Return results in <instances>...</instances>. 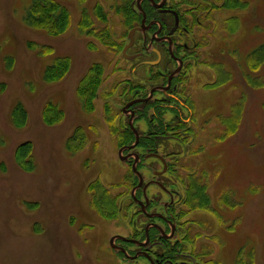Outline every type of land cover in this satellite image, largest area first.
<instances>
[{"label": "rangeland", "instance_id": "1", "mask_svg": "<svg viewBox=\"0 0 264 264\" xmlns=\"http://www.w3.org/2000/svg\"><path fill=\"white\" fill-rule=\"evenodd\" d=\"M58 1L71 12L72 23L62 36L53 37L25 24L32 0H0V264H114L109 240L118 231V223L91 208L88 190L98 181L121 196L133 186L130 169L119 160L122 137L113 136L114 125L108 121L112 114L105 105L111 104L117 127L125 129L118 82L140 75L123 60L121 51L113 53L77 30L83 8L92 12L100 4L109 18L106 24L97 22V27L108 26L117 36L123 34L126 30L114 10L115 0ZM237 5L244 6L236 19L237 29L231 32L227 27L213 41L231 81L219 94L208 96L217 100L208 101L216 107L209 119L219 112L229 117L231 108L245 100L237 132L206 146V158L218 161L220 168L217 174L213 170L211 194L230 188L238 202L234 208L221 210L227 223L215 230L220 244L214 247L224 264H236L242 249L246 257L253 255L255 264H264V88L250 87L247 78L264 81V65L253 72L246 63L247 56L264 45V0H227V8ZM227 14L218 11L209 22L211 31ZM30 43L51 47L54 53L42 57ZM58 57H68L71 70L62 81L47 83L44 72ZM8 58L14 60L12 69L7 68ZM95 64L105 68L104 83L87 111L77 88ZM117 83L108 101L105 92ZM18 104L28 113L23 128L12 123ZM49 105L65 113L54 126L43 119ZM79 127L86 131L88 143L72 153L67 143ZM211 128L224 137L225 126ZM27 142L34 145L36 169L32 173L16 162V150Z\"/></svg>", "mask_w": 264, "mask_h": 264}, {"label": "flooded vegetation", "instance_id": "2", "mask_svg": "<svg viewBox=\"0 0 264 264\" xmlns=\"http://www.w3.org/2000/svg\"><path fill=\"white\" fill-rule=\"evenodd\" d=\"M226 5L227 0H131L136 19L125 27L121 55L140 77L118 82L125 128L120 136L130 131L118 155L133 186L116 195L118 231L109 240L114 264H224L214 232L227 223L220 199L228 191L235 198L226 187L211 194L213 170L220 168L206 155L222 138L211 127L225 126L221 112L210 117L214 122L209 119L216 107L208 96L223 89L213 41L241 13ZM219 10L229 14L211 31ZM197 184L211 199L210 210L199 208Z\"/></svg>", "mask_w": 264, "mask_h": 264}, {"label": "trees", "instance_id": "3", "mask_svg": "<svg viewBox=\"0 0 264 264\" xmlns=\"http://www.w3.org/2000/svg\"><path fill=\"white\" fill-rule=\"evenodd\" d=\"M244 7V6H243ZM241 5L235 6L236 9L243 10ZM231 8H234L231 6ZM115 12L121 16L123 28H128L126 25L136 19L135 13L131 7V0H115L114 3ZM107 14L104 11V8L100 4H96L92 12H89L86 8H83L81 12V18L78 23V32L81 35L91 37L104 46L113 53L118 54L122 49V39L126 36L125 29L124 35L121 34L117 36L108 26L103 28L97 27V22L106 24L107 23ZM238 20V19H237ZM236 19H233L230 22L229 30L234 31L237 29ZM25 24L38 31H44L48 35L53 37L62 36L71 26L72 16L68 8L62 6L58 0H32V4L28 10V14L24 18ZM30 46L33 47L40 56H49L54 53V49L51 47L42 46L35 43H30ZM7 68L12 69L14 60L8 58ZM246 63L250 71L256 72L262 68L264 65V45H260L256 50L251 52L247 58ZM218 69L220 70V83L219 86H224L231 81V75L228 72H225L223 65H219ZM71 70V60L68 57H58L53 61V64L48 66L44 72V80L47 83H57L62 81ZM105 68L103 65L95 64L93 65L86 75L82 78V81L79 83L77 88V95L84 103L87 111H90L94 101L97 100V94L104 83ZM248 84L254 89L264 88V81L259 79H252L247 77ZM115 88L110 92H105V98L109 101L110 98L115 93ZM108 93V94H107ZM105 109L110 111L112 118L108 119L110 122L109 125L112 127L113 136L117 137L118 140L120 136V130L116 125V115L112 110L111 104L106 103ZM245 107V100L241 99L238 104L234 105L231 108L230 116L221 118V122L224 123L226 131L222 139H226L231 134H235L239 128V125L242 120V114ZM12 123L16 127L23 128L26 124L28 113L25 107L22 104H18L14 107L12 111ZM65 118L64 111H60L55 108L53 105H49L43 115L44 122L49 126L57 125ZM124 137L125 142L126 138L129 137L130 131ZM220 140V141H221ZM121 141V140H120ZM88 143V138L86 131L79 127L75 130L73 136L68 140V149L72 153H76L79 150L85 148ZM120 146L122 144L119 142ZM34 145L31 142L22 144L16 150V162L19 167L26 171L27 173H32L36 169L35 160L33 156ZM197 191H193L194 197L200 199L201 209L210 210L211 209V199L205 195L204 188H200L197 184ZM88 192L90 196V206L91 208L99 214L101 217L107 218V220H112L116 218L118 212V200L116 196L110 191V188L103 186L100 182L95 181L89 186ZM197 200V199H196ZM236 202L230 195V192L224 194L220 199V204L224 207L234 208L237 206ZM30 206V205H29ZM248 260V262H247ZM255 264L253 255L246 257V251L241 250L238 254L236 264Z\"/></svg>", "mask_w": 264, "mask_h": 264}, {"label": "water", "instance_id": "4", "mask_svg": "<svg viewBox=\"0 0 264 264\" xmlns=\"http://www.w3.org/2000/svg\"><path fill=\"white\" fill-rule=\"evenodd\" d=\"M132 128H133V126H132ZM122 153H123V151L120 152V156L122 155Z\"/></svg>", "mask_w": 264, "mask_h": 264}]
</instances>
